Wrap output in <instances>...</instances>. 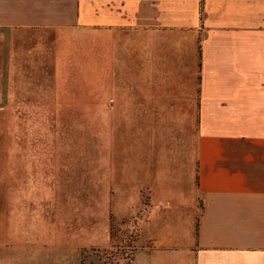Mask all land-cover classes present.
Listing matches in <instances>:
<instances>
[{
  "label": "crops",
  "instance_id": "crops-1",
  "mask_svg": "<svg viewBox=\"0 0 264 264\" xmlns=\"http://www.w3.org/2000/svg\"><path fill=\"white\" fill-rule=\"evenodd\" d=\"M87 75L94 185H57L13 115ZM112 218L131 264H264V0H0V264H110Z\"/></svg>",
  "mask_w": 264,
  "mask_h": 264
},
{
  "label": "rangeland",
  "instance_id": "rangeland-1",
  "mask_svg": "<svg viewBox=\"0 0 264 264\" xmlns=\"http://www.w3.org/2000/svg\"><path fill=\"white\" fill-rule=\"evenodd\" d=\"M82 68V67H81ZM81 73L80 68H71V73L75 74L77 71ZM82 69L86 70L87 73L94 77L93 71L88 70L83 67ZM76 71V72H75ZM80 76L84 79L79 82H72L69 85V91H71L72 101L75 102V106H72L69 111L65 109L67 113H57L53 115H46L45 113L40 112L37 115V112L32 114H14L13 117L17 120L15 124H18L20 135L31 137V133L35 132L33 129L37 130L35 123L37 121L40 124V131L36 137L41 140L48 138H53V130L48 129L47 122H54L55 126V154H53L51 147L47 144H39L38 150L42 159L49 160L51 164L55 167L54 171L51 172L50 163L47 164V169L50 171V179L62 182V184L57 185H83L85 182L86 185H94L95 180V145H96V99H95V83L85 81V77ZM73 87V89H71ZM75 87V88H74ZM74 104V103H73ZM42 106V104H41ZM39 106V108H41ZM37 110V109H36ZM35 110V111H36ZM61 109V111H63ZM28 125L32 124L29 127H26V122ZM23 123L25 125H23ZM9 127H12L9 124ZM32 130V131H31ZM56 159V160H55ZM64 179H69L70 181H65ZM66 182V184L64 183ZM147 196L145 193L141 195V199L146 202ZM132 225V223H130ZM119 229H126V225H122L120 220L115 218L111 219L110 227L107 231L109 248L104 250L96 251L97 256H100L101 259L105 261H111L113 263L111 254L112 251H116L117 248L126 247V250H129V246H134L132 238H126L122 235V231ZM133 235L136 234V229L133 230ZM107 264V263H106ZM123 264H131V261H123Z\"/></svg>",
  "mask_w": 264,
  "mask_h": 264
},
{
  "label": "trees",
  "instance_id": "trees-1",
  "mask_svg": "<svg viewBox=\"0 0 264 264\" xmlns=\"http://www.w3.org/2000/svg\"><path fill=\"white\" fill-rule=\"evenodd\" d=\"M139 219L138 218H133V219H123V220H121V224L124 226V225H126V229H119V231H122V235L125 237V239L126 238H129V239H131L132 238V240H133V243L134 242H136L137 241V239H138V236H139ZM130 223H132V225L130 224ZM131 228H134L133 230H135L136 229V234L135 235H133V231H132V229ZM122 251H124V255H127V259H130L129 261H131L132 259V251H133V249H132V246H129V250L127 249H122V247H120V248H117L116 249V251H112V253L111 254H114V255H116L117 254V252H122Z\"/></svg>",
  "mask_w": 264,
  "mask_h": 264
}]
</instances>
